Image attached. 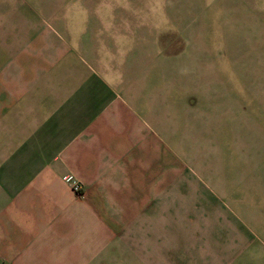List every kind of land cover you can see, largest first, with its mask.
Segmentation results:
<instances>
[{"label":"crops","instance_id":"0c3cea01","mask_svg":"<svg viewBox=\"0 0 264 264\" xmlns=\"http://www.w3.org/2000/svg\"><path fill=\"white\" fill-rule=\"evenodd\" d=\"M125 1L0 0V264L223 261L181 254L168 234L181 223L151 222L153 210L176 212L158 199L187 176L168 163L148 181L161 160L154 143L165 147L149 102L169 100L160 87L150 97L154 65L127 42ZM165 241L173 251L157 247Z\"/></svg>","mask_w":264,"mask_h":264},{"label":"rangeland","instance_id":"374dc122","mask_svg":"<svg viewBox=\"0 0 264 264\" xmlns=\"http://www.w3.org/2000/svg\"><path fill=\"white\" fill-rule=\"evenodd\" d=\"M131 1L123 7L124 30L133 27L127 42L137 46L139 64L154 65L156 93L150 97L160 87L169 100L165 106L157 98L149 102L156 115L147 121L165 147L154 143L161 160L148 181L165 173L168 163L181 179L187 176L181 184L165 183L169 194L158 199L176 212L153 210L151 222L181 223L171 227L170 242L194 259L212 253L220 264H264V0ZM174 246L157 244L160 250ZM119 262L106 264H149ZM150 264L184 263L162 258Z\"/></svg>","mask_w":264,"mask_h":264},{"label":"built area","instance_id":"2783aa9c","mask_svg":"<svg viewBox=\"0 0 264 264\" xmlns=\"http://www.w3.org/2000/svg\"><path fill=\"white\" fill-rule=\"evenodd\" d=\"M66 181H67V182H69V180H66ZM71 185H74V183H72ZM74 189H75V190H77V188H76V187H74Z\"/></svg>","mask_w":264,"mask_h":264}]
</instances>
